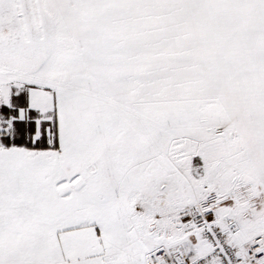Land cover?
I'll use <instances>...</instances> for the list:
<instances>
[{"label":"snow or ice","instance_id":"1","mask_svg":"<svg viewBox=\"0 0 264 264\" xmlns=\"http://www.w3.org/2000/svg\"><path fill=\"white\" fill-rule=\"evenodd\" d=\"M0 264H264V0H0Z\"/></svg>","mask_w":264,"mask_h":264}]
</instances>
